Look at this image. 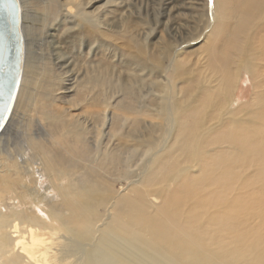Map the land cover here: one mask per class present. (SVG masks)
Returning a JSON list of instances; mask_svg holds the SVG:
<instances>
[{
  "label": "bare ground",
  "instance_id": "6f19581e",
  "mask_svg": "<svg viewBox=\"0 0 264 264\" xmlns=\"http://www.w3.org/2000/svg\"><path fill=\"white\" fill-rule=\"evenodd\" d=\"M98 1L46 0L43 7L52 20L44 29L54 39L55 68L39 75L31 104L38 121L29 120L33 133L27 140L60 192L61 203L46 202L47 227L62 238L58 258H71L70 264H264V86L252 101L230 109L242 67L264 82V37L260 46L256 42L264 32V0H192L202 9L199 21H214L205 63L210 76L204 80L199 65L192 69L179 59L184 39L157 47L149 38L153 31L145 35L132 27L128 67L136 64L138 75L127 72L120 82L113 65L78 64L64 53L57 34L59 28L77 29L79 22L83 30L95 26L102 20L95 16ZM164 1L167 15L175 0ZM180 1L186 11L193 5ZM137 36L145 37L140 45ZM167 61L171 79L163 73ZM74 90L79 104L90 98L99 107L91 120L62 108ZM114 108L125 113L124 121L132 119L129 126L114 116ZM120 132L128 140L117 137ZM43 134L59 148H48ZM122 180L129 184L116 192L114 184ZM28 214L25 209L13 218L0 215L3 264H34L16 249L13 236L17 220L43 224ZM48 259L43 251L39 262Z\"/></svg>",
  "mask_w": 264,
  "mask_h": 264
},
{
  "label": "rangeland",
  "instance_id": "374dc122",
  "mask_svg": "<svg viewBox=\"0 0 264 264\" xmlns=\"http://www.w3.org/2000/svg\"><path fill=\"white\" fill-rule=\"evenodd\" d=\"M162 1L166 4L164 0H99L95 5V16H101L100 19L102 20L95 21V26L86 25L87 29H84V31V25L79 22L80 26H77V29L67 33H64V28L58 29L57 34L65 49L64 53L73 55L78 64H85L87 60H92L97 63L102 62L113 65V78L118 82L122 81L123 78L125 81L127 72L138 75L135 71L136 64L128 67V62H132L131 56L133 52L131 44L127 42L131 41L134 43V41L130 40L132 33L128 31L134 27L138 33L142 32L146 35L150 29V32L153 31V34L149 37L150 41L151 43L157 42V47L161 45L160 42H173L176 37L184 39L187 44L182 50L183 53H180V61L192 69H196L194 66L199 65L200 68L197 69L200 74L199 79H206V76H210L205 66L206 53L207 47L211 45V41L214 38V21L209 16L199 21L200 16H202V9H197L192 0H188V6L189 3L190 6L191 3L193 5L187 11L186 8L181 6L180 0H175L173 3L175 7L172 8L169 14L163 15ZM22 4V28L26 42L25 64L28 63V65L27 68L24 65L20 91L8 122L9 124L0 135V215L13 218L14 214L26 209L28 210V215L36 217L39 221L41 220L40 222L43 224L40 226H36L33 223L28 224L29 222H24L23 225L17 220L15 223L18 227L13 228V236L16 234L14 236L17 241L16 249L31 258L34 264H44L39 262L43 251L47 252L49 256L48 264H70L71 258H66V260L65 257L62 259L58 258V254L61 253L63 248L61 244L62 238L54 235L53 231L47 227L51 223V219L49 218V208L46 206V202L49 201L52 204L61 203L60 192L56 188L57 182L53 183L50 180L49 175L44 170L41 157L31 149L27 140L33 133L29 126V120L32 118L36 123L38 121L37 118L33 117L31 104L39 91V80H41L39 75L48 66L55 68L53 64L55 60L54 52L52 51V45H54L52 41L54 39L48 38L47 29H44L48 26V23H52V20L44 15L43 7L48 5L46 0H23ZM169 7H172V4ZM69 9L71 8L69 7ZM102 16L105 17L104 20ZM91 30L94 31L92 32ZM135 30H133V33ZM145 30H147L146 33ZM90 31L94 34L91 38L86 34H90ZM263 34L264 32H261L257 35V46H260V43L263 42ZM196 37L198 39L195 40ZM192 38L194 39L191 40ZM135 40L140 45L143 40L145 41V37L137 36ZM93 44L95 46L90 50V46ZM135 50H138V48H135ZM149 53L150 48L147 47L146 54ZM167 62L163 73L167 79H171V63ZM96 65L98 64L94 66L96 67ZM168 65L169 72L166 71ZM215 83L216 81L213 82V84ZM260 86H264V82L260 83L254 80L253 74L246 67H242L234 84L230 109H235L252 101L254 96H257V87ZM74 93L75 90L66 95V99L62 100L61 105L64 106L62 108H70L69 113L76 118L86 117L91 120L92 116H96V111L99 110V107L95 103L92 104L93 100L90 98L85 100L83 104H79L81 100L77 101L74 98ZM218 96L220 101L223 93ZM110 111L114 112V116L120 114V117L117 118H120L126 126H129L132 119H128L127 122L124 121L127 118L125 113L122 117L121 114L123 112L119 111L118 108ZM133 116L135 114H130V117ZM94 124L99 127L97 123ZM248 124L251 125L249 122ZM251 127H254V131L260 132L258 124L251 125ZM224 130L229 132L227 127ZM125 133L120 132L117 137L121 136L127 139L124 135ZM41 137L48 148L53 150L59 148L49 136L47 138L48 142L44 138V134ZM128 184L125 180L119 181L114 184V190L122 192L123 188ZM104 213H106V209ZM105 218H107L106 214L104 215ZM101 224L103 222L99 223V225ZM2 259L1 257L0 264H3ZM61 260H64V262H61ZM74 261L72 260V262Z\"/></svg>",
  "mask_w": 264,
  "mask_h": 264
},
{
  "label": "water",
  "instance_id": "95a60500",
  "mask_svg": "<svg viewBox=\"0 0 264 264\" xmlns=\"http://www.w3.org/2000/svg\"><path fill=\"white\" fill-rule=\"evenodd\" d=\"M26 42L20 0H0V135L11 118L22 82Z\"/></svg>",
  "mask_w": 264,
  "mask_h": 264
}]
</instances>
